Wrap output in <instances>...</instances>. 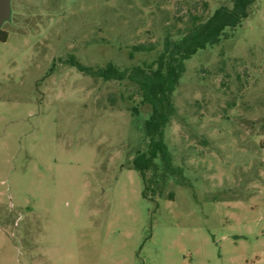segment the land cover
I'll list each match as a JSON object with an SVG mask.
<instances>
[{"label":"rangeland","instance_id":"obj_1","mask_svg":"<svg viewBox=\"0 0 264 264\" xmlns=\"http://www.w3.org/2000/svg\"><path fill=\"white\" fill-rule=\"evenodd\" d=\"M201 1L12 0L0 25V264H264V0L186 61L166 132L184 172L169 177L173 199L144 196L134 168L149 148L137 88L65 62L150 59L132 62L129 48L177 31Z\"/></svg>","mask_w":264,"mask_h":264},{"label":"trees","instance_id":"obj_2","mask_svg":"<svg viewBox=\"0 0 264 264\" xmlns=\"http://www.w3.org/2000/svg\"><path fill=\"white\" fill-rule=\"evenodd\" d=\"M256 0H230L211 11L209 0L194 3L189 19L177 31L165 27L163 37L156 42H140L129 48L132 62L136 55H150L127 67L113 62L103 66L84 65L75 55L65 61L74 65L85 75L104 81L126 82L137 88L140 103L145 105L148 117L145 121V134L149 148L139 152L134 159V168L144 181L143 195L151 198L158 194L173 199L175 192L168 191L169 177L174 176L183 182V166L176 165L175 155L166 141V132L179 113L175 96L180 80L186 71V61L199 50L220 43L234 29L248 18ZM225 61V60H223ZM109 100L115 103L113 94ZM234 102L231 103L233 105ZM140 107H135V113ZM184 161H186V156ZM183 177V178H182Z\"/></svg>","mask_w":264,"mask_h":264},{"label":"water","instance_id":"obj_3","mask_svg":"<svg viewBox=\"0 0 264 264\" xmlns=\"http://www.w3.org/2000/svg\"><path fill=\"white\" fill-rule=\"evenodd\" d=\"M11 2L12 0H0V25L10 17Z\"/></svg>","mask_w":264,"mask_h":264},{"label":"flooded vegetation","instance_id":"obj_4","mask_svg":"<svg viewBox=\"0 0 264 264\" xmlns=\"http://www.w3.org/2000/svg\"><path fill=\"white\" fill-rule=\"evenodd\" d=\"M0 40H2V41H6L7 40V33L2 28L0 29Z\"/></svg>","mask_w":264,"mask_h":264}]
</instances>
